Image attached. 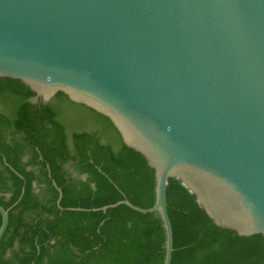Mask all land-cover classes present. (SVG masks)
<instances>
[{
    "label": "water",
    "instance_id": "obj_1",
    "mask_svg": "<svg viewBox=\"0 0 264 264\" xmlns=\"http://www.w3.org/2000/svg\"><path fill=\"white\" fill-rule=\"evenodd\" d=\"M0 79L101 114L144 158L154 205L91 211L158 214L164 264L171 178L218 228L264 239V0H0Z\"/></svg>",
    "mask_w": 264,
    "mask_h": 264
},
{
    "label": "trees",
    "instance_id": "obj_2",
    "mask_svg": "<svg viewBox=\"0 0 264 264\" xmlns=\"http://www.w3.org/2000/svg\"><path fill=\"white\" fill-rule=\"evenodd\" d=\"M56 96L55 106L33 103L28 87L0 79V106L8 110L0 111V206L9 216L0 264H164L166 235L158 214L124 205L106 213L91 211L123 200L151 208L154 172L125 147L108 118L62 93ZM64 108L74 120L87 111L86 121L102 128L100 134L74 133L73 153ZM27 155L30 160L23 162ZM69 163L80 176L87 175L86 181L68 179ZM34 182L45 186L44 200ZM53 182L62 190L63 210ZM166 199L173 230L171 264H264L262 236L239 237L215 226L180 180H169Z\"/></svg>",
    "mask_w": 264,
    "mask_h": 264
},
{
    "label": "flooded vegetation",
    "instance_id": "obj_3",
    "mask_svg": "<svg viewBox=\"0 0 264 264\" xmlns=\"http://www.w3.org/2000/svg\"><path fill=\"white\" fill-rule=\"evenodd\" d=\"M56 99H57V96L56 97H54V101H56ZM32 102L33 103H39V104H43L44 105V103L42 102V100H32ZM51 105V104H50ZM0 111L1 112H8V110L7 109H4V107H1L0 106ZM86 116L88 117V115H87V111H85V110H83L82 109V112L80 113V115H79V120H76V123H78V122H80L79 123V125L78 126H76V127H87V126H89L90 128L89 129H82L81 131H76V132H73V133H71V134H69L68 133V130H67V133H68V144H69V148H70V151H71V153H73V143H72V135L74 134V133H83V132H87V133H92V132H94V131H98L99 132V134L100 133H102V128L100 127V125H95L94 123H90V122H87L86 121ZM98 134V135H99ZM30 160V155H27V156H25L24 158H23V162H28ZM40 160L42 161L43 160V158L42 157H40ZM66 169H67V174H68V179H80V180H82V181H86V179H87V175H82V176H80L77 172H76V170H75V168L73 167V164L72 163H69L67 166H66ZM28 170H33L36 174H39V172H38V169L37 168H32V167H29L28 168ZM73 170H74V172H73ZM75 174V175H74ZM84 178H86V179H84ZM54 183L55 182H53V186H54ZM93 186V185H92ZM45 186H39V185H37V183L36 182H34L33 183V188L35 189V192L37 193V194H40V198L42 199V200H44V196L42 195V193H41V189L42 188H44ZM55 187V186H54ZM58 187V186H57ZM56 188V187H55ZM58 192V191H57ZM23 193H24V191H23ZM58 199H59V197H58ZM61 203V202H60ZM57 205H58V200H57ZM59 207V206H58Z\"/></svg>",
    "mask_w": 264,
    "mask_h": 264
},
{
    "label": "rangeland",
    "instance_id": "obj_4",
    "mask_svg": "<svg viewBox=\"0 0 264 264\" xmlns=\"http://www.w3.org/2000/svg\"><path fill=\"white\" fill-rule=\"evenodd\" d=\"M49 104L55 106L57 104V100L54 101V99H52ZM62 112H63V115L65 116L62 121L66 125L69 134L76 132V131H81L82 129H89L90 128L89 126H87L86 128L85 127H81V128L76 127L79 125L80 122L76 123V120H74L75 118L72 116V113H70V111L68 109H65V108L63 109ZM76 118H77V116H76ZM73 172H74V170H73Z\"/></svg>",
    "mask_w": 264,
    "mask_h": 264
}]
</instances>
